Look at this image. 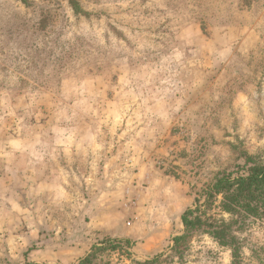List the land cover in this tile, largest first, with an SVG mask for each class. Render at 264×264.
Here are the masks:
<instances>
[{"label": "rangeland", "instance_id": "374dc122", "mask_svg": "<svg viewBox=\"0 0 264 264\" xmlns=\"http://www.w3.org/2000/svg\"><path fill=\"white\" fill-rule=\"evenodd\" d=\"M74 2L0 0V264H264V203L174 245L264 161V0Z\"/></svg>", "mask_w": 264, "mask_h": 264}, {"label": "trees", "instance_id": "16d2710c", "mask_svg": "<svg viewBox=\"0 0 264 264\" xmlns=\"http://www.w3.org/2000/svg\"><path fill=\"white\" fill-rule=\"evenodd\" d=\"M68 1L77 11L74 0ZM202 196L204 201L201 205L196 200L195 207L187 209L182 214L181 222L184 227V235L175 237L174 245L183 242L187 234L208 228H213L212 234L223 243L225 226L215 224L203 218L205 214L200 210L201 206L205 210L209 208L217 196L222 197L220 208L224 212L235 213L242 211L249 214L257 213L261 204L264 203V161L260 164L247 166L243 171L220 175ZM119 245L120 241L111 239L102 240L92 245L88 253L77 264H99L105 254L114 251ZM27 264L37 263L30 262Z\"/></svg>", "mask_w": 264, "mask_h": 264}]
</instances>
